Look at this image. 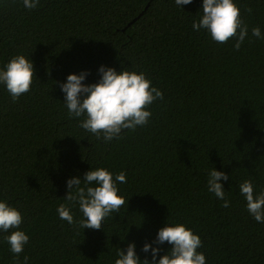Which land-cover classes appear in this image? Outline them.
Listing matches in <instances>:
<instances>
[{"label": "trees", "instance_id": "trees-1", "mask_svg": "<svg viewBox=\"0 0 264 264\" xmlns=\"http://www.w3.org/2000/svg\"><path fill=\"white\" fill-rule=\"evenodd\" d=\"M236 3L249 26L239 51L235 39L193 30L203 0H40L31 10L0 0V68L23 53L36 73L16 102L0 84V200L23 214L30 239L21 264L25 255L28 264H114L133 241L151 260L142 248L157 246L167 221L200 235L206 264H264V223L239 190L249 178L264 190V40L251 35L254 26L264 33V0ZM101 65L142 71L163 92L147 125L110 142L81 128L83 117L69 118L56 83L84 70V83L96 82ZM92 167L126 173L118 184L126 203L100 230H83L57 208L67 180ZM213 168L229 174L228 208L208 191ZM71 211L82 218L78 204ZM11 231H0V264H17L4 239ZM159 247L162 256L171 246Z\"/></svg>", "mask_w": 264, "mask_h": 264}, {"label": "clouds", "instance_id": "clouds-1", "mask_svg": "<svg viewBox=\"0 0 264 264\" xmlns=\"http://www.w3.org/2000/svg\"><path fill=\"white\" fill-rule=\"evenodd\" d=\"M193 0H175L176 5L191 4ZM23 6L29 10L39 6L40 0H22ZM202 14L193 21V30H207L217 43H227L235 39L234 49L239 51L249 35V26L241 17V9L236 0H203ZM248 13L252 8L248 7ZM251 35L264 40L260 26L251 29ZM100 78L93 83H84L89 75L88 70L79 74L71 73L66 82L59 83L65 93L64 102L69 118H81L79 126L95 135L97 139L110 142L122 138L124 130L135 131L137 127L148 124L152 112L150 105L163 99V92L153 86L147 75L140 71L101 65L98 69ZM36 76L34 62L23 53L14 55L3 68H0V84L6 86L13 102L21 95L31 91L33 77ZM224 181L229 174L213 168L208 173V191L223 201L222 207L228 208L230 200L226 199ZM124 171L113 175L105 167L91 168L81 176L67 180L65 203H60L57 213L61 220L77 225L83 230H100L104 221L113 213H119L125 205V198L119 194L118 184L126 183ZM255 185L251 178L239 185L240 194L246 199V208L250 215L264 223V190L254 191ZM79 205L82 218L74 219L71 207ZM128 205V201H127ZM23 214L6 200H0V231L8 233L4 237L14 254L17 264H21L20 255L29 242V235L20 228ZM140 226V225H139ZM138 226V227H139ZM167 242L171 247L164 255H160L159 245ZM153 247L146 242L142 248L145 253L151 251L152 259L141 260L136 252L135 242H130L125 251L119 248L114 264H206V256L202 251V239L193 229L184 223H167L158 231ZM159 257V259H157ZM29 257L24 256L22 264H28Z\"/></svg>", "mask_w": 264, "mask_h": 264}]
</instances>
